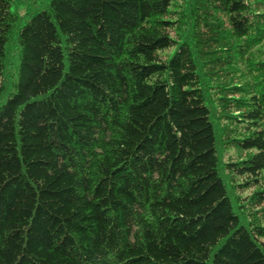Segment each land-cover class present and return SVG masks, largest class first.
<instances>
[{
    "label": "trees",
    "instance_id": "trees-1",
    "mask_svg": "<svg viewBox=\"0 0 264 264\" xmlns=\"http://www.w3.org/2000/svg\"><path fill=\"white\" fill-rule=\"evenodd\" d=\"M0 264H264V0H0Z\"/></svg>",
    "mask_w": 264,
    "mask_h": 264
}]
</instances>
